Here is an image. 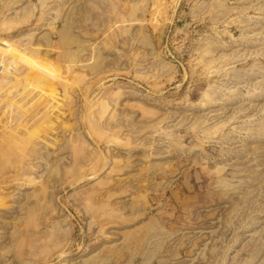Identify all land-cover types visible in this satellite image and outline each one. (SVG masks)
<instances>
[{
	"label": "rangeland",
	"instance_id": "1",
	"mask_svg": "<svg viewBox=\"0 0 264 264\" xmlns=\"http://www.w3.org/2000/svg\"><path fill=\"white\" fill-rule=\"evenodd\" d=\"M0 264H264V0H0Z\"/></svg>",
	"mask_w": 264,
	"mask_h": 264
},
{
	"label": "bare ground",
	"instance_id": "2",
	"mask_svg": "<svg viewBox=\"0 0 264 264\" xmlns=\"http://www.w3.org/2000/svg\"><path fill=\"white\" fill-rule=\"evenodd\" d=\"M204 98H206V97L204 96Z\"/></svg>",
	"mask_w": 264,
	"mask_h": 264
}]
</instances>
